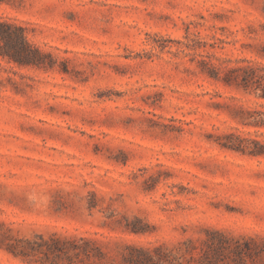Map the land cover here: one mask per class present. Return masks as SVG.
I'll return each mask as SVG.
<instances>
[{
  "label": "rangeland",
  "instance_id": "obj_1",
  "mask_svg": "<svg viewBox=\"0 0 264 264\" xmlns=\"http://www.w3.org/2000/svg\"><path fill=\"white\" fill-rule=\"evenodd\" d=\"M0 22L45 54L0 53V264L264 242V97L240 85L264 0H0Z\"/></svg>",
  "mask_w": 264,
  "mask_h": 264
},
{
  "label": "trees",
  "instance_id": "obj_2",
  "mask_svg": "<svg viewBox=\"0 0 264 264\" xmlns=\"http://www.w3.org/2000/svg\"><path fill=\"white\" fill-rule=\"evenodd\" d=\"M0 42L4 43L3 46H0V53L10 62H15L20 66H42L45 64V54L28 42L24 28L20 26L0 22ZM242 70L244 75L240 85L245 89L260 90L261 96L264 97V73L258 74L257 69L252 66H247ZM262 71L264 72V70ZM230 76H228L227 82L231 81ZM132 231L138 232L139 230L133 228ZM208 234V237L203 241L205 247L199 256L186 260L187 264H264V242L230 237L221 231H209ZM54 244L57 248L60 242L55 240ZM8 250L17 256L29 255L24 247L19 248L11 245ZM130 250L131 254L127 257L130 264H174V262L184 264V261H181L182 254L166 253L163 247L150 249L131 246Z\"/></svg>",
  "mask_w": 264,
  "mask_h": 264
}]
</instances>
